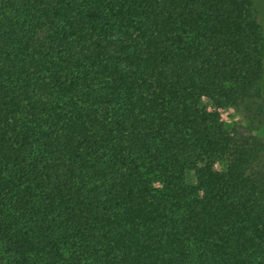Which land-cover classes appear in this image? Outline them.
<instances>
[{"label":"trees","instance_id":"obj_1","mask_svg":"<svg viewBox=\"0 0 264 264\" xmlns=\"http://www.w3.org/2000/svg\"><path fill=\"white\" fill-rule=\"evenodd\" d=\"M0 264H264L255 0H0Z\"/></svg>","mask_w":264,"mask_h":264},{"label":"rangeland","instance_id":"obj_2","mask_svg":"<svg viewBox=\"0 0 264 264\" xmlns=\"http://www.w3.org/2000/svg\"><path fill=\"white\" fill-rule=\"evenodd\" d=\"M255 5L264 31V0H255ZM203 103L207 111L216 113L220 121L227 127L239 120L237 113L227 103H217L207 100H204ZM214 169L220 171L222 167L220 164H216Z\"/></svg>","mask_w":264,"mask_h":264}]
</instances>
